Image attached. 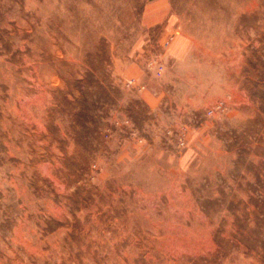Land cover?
<instances>
[{
    "label": "rangeland",
    "instance_id": "1",
    "mask_svg": "<svg viewBox=\"0 0 264 264\" xmlns=\"http://www.w3.org/2000/svg\"><path fill=\"white\" fill-rule=\"evenodd\" d=\"M0 264H264V0H0Z\"/></svg>",
    "mask_w": 264,
    "mask_h": 264
}]
</instances>
